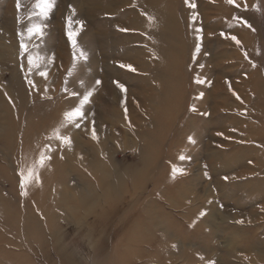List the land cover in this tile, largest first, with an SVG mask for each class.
<instances>
[{
	"label": "rangeland",
	"instance_id": "1",
	"mask_svg": "<svg viewBox=\"0 0 264 264\" xmlns=\"http://www.w3.org/2000/svg\"><path fill=\"white\" fill-rule=\"evenodd\" d=\"M16 3L0 0V264H264V0H55L44 21Z\"/></svg>",
	"mask_w": 264,
	"mask_h": 264
},
{
	"label": "snow or ice",
	"instance_id": "2",
	"mask_svg": "<svg viewBox=\"0 0 264 264\" xmlns=\"http://www.w3.org/2000/svg\"><path fill=\"white\" fill-rule=\"evenodd\" d=\"M186 2H187V0H186ZM226 2L228 4H234L235 0H226ZM16 7H17V11H19L20 8H21V0H17ZM54 7H55V0H34V3H33L34 11L29 16V20H31L32 16H38L41 19V21L46 20L49 17V14L52 12ZM192 7H195V5H192ZM17 19H18V22H19V17ZM150 22H151V18H150ZM45 27H46V25L43 24V23H30L25 28V32H26L27 38L29 40H31L33 38L42 37L44 35V28ZM69 27H71V20H69ZM18 35H22V34L18 33ZM75 35H76V31H69L68 32V38L72 42V45H73L74 49L76 48V42H75V39H74ZM233 39L235 40V37H233ZM237 43H239V42L237 41ZM20 48H21V55H24L25 52L27 51V48H26V45L23 42L21 43ZM80 56H81V58L86 59V56L83 53V51L80 52ZM28 63L30 65L34 64V58L32 56H28ZM120 66L121 67H127L130 71H134V69L131 68L130 65L129 66L120 65ZM40 74L41 75H46V73H44V72H41ZM96 83L99 84L100 81H96ZM114 83H116V82H114ZM199 83H203V81H199ZM117 87H120L121 91L125 90L123 88V86L120 85L119 83H117ZM91 94H92L91 92H87L83 96V98L80 100L78 106H75V107L71 108L70 110H67L64 113V121H65L66 125L67 124H72V125H74L77 128L80 127V124L78 123V120L83 118L84 113H83L82 109H83L84 105L88 102L89 97L91 96ZM73 95H75V93H73ZM54 133H55L56 138L61 140L63 143H65V144H70L71 143V141H70V139L68 137H64V136L60 135L59 130H54ZM95 138H96L95 131H93V139H95ZM189 141L192 142L191 141V137H189ZM46 158L47 157H46L45 153H41L40 157H39V160L37 161V164H39L40 166H43L44 160ZM180 158L184 159L183 156H181ZM177 171H178L177 169H173L174 175H175V173ZM32 174H33L32 170L29 169L28 170V175L31 176ZM20 175H21V187L23 188L24 187V173L21 172ZM225 179H227V178L225 177Z\"/></svg>",
	"mask_w": 264,
	"mask_h": 264
},
{
	"label": "bare ground",
	"instance_id": "3",
	"mask_svg": "<svg viewBox=\"0 0 264 264\" xmlns=\"http://www.w3.org/2000/svg\"><path fill=\"white\" fill-rule=\"evenodd\" d=\"M168 101H169V100H168ZM34 175H35V174H34ZM39 176H40V175H39ZM41 176H42V175H41ZM42 177H43V176H42ZM29 178H30V177H29ZM43 178H44V177H43ZM46 178H47V177H46ZM95 178H96V176H95ZM29 180H30V179H29ZM96 180H97V182H98L99 184H101V188H102V190L106 192V191L108 190V187H109V184H110V183L107 184L108 181L106 180V178L104 179L101 175H97ZM32 181H33V180H32ZM32 181H31V182H32ZM39 181H40V180H39ZM42 181H43V180H42ZM44 181H45V179H44ZM44 181H43V183H44ZM47 181L49 182V180H47ZM34 182H36V181L34 180ZM37 182H38V181H37ZM45 182H46V181H45ZM40 183H41V182H40ZM30 184H31V183H30ZM32 184H33V183H32ZM44 184H45V183H44ZM44 184H43V185H44ZM112 184H113V183H111V185H112ZM28 186H29V185H28ZM28 186H27V188H28ZM30 186H31V185H30ZM46 186H47V184H46ZM49 186H50V185H49ZM113 186H114V188L117 187L115 184H114ZM110 187H111V186H110ZM110 187H109V188H110ZM33 188H34V185H33ZM33 188H32V189H33ZM32 189H31V190H32ZM25 191H26V189H25ZM42 191H43V190H42ZM44 191H45V190H44ZM57 192H59V191H57ZM31 193H32V192H31ZM29 194H30V193H29ZM45 194H46V193H45ZM26 195H27V194H26ZM41 196H42V195H41ZM45 196H46V195H45ZM45 196H43L42 199H45ZM61 197H62V196H61ZM66 197H67V196H66ZM27 198H28V197H27ZM48 198H49V197H48ZM48 198H47V199H48ZM51 198H52V196H51ZM39 199H40V197H39ZM39 199H38V200H39ZM58 199H59V198H58ZM58 199H57V200H58ZM59 200H60V199H59ZM100 201H101V200H100ZM60 202H62V201H60ZM23 203H24V202H23ZM24 204H25V203H24ZM52 206H53V205H52ZM6 207H7V205H6ZM11 208H12V207H11ZM21 210H22V209H21ZM23 210H24V209H23ZM6 211H7V210H6ZM24 211H25V210H24ZM26 211H27V210H26ZM2 212H3V211H2ZM30 212H31V211H29V214H30ZM31 213H32V212H31ZM22 214H23V213H22ZM29 214H28V215H29ZM2 215H3V214H2ZM15 215H16V214H15ZM10 217H11V216H10ZM14 217H15V216H14ZM15 219H16V218H15ZM30 220H31V219H29V221H30ZM4 221H5V220H4ZM15 221H16V220H15ZM27 221H28V220H27ZM18 222H19V221H18ZM28 223H29V222H28ZM15 224H17V223H15ZM21 224H22V223H21Z\"/></svg>",
	"mask_w": 264,
	"mask_h": 264
}]
</instances>
